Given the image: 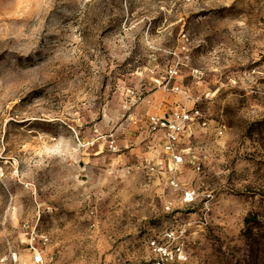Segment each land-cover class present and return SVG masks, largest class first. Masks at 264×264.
<instances>
[{
  "label": "rangeland",
  "instance_id": "rangeland-1",
  "mask_svg": "<svg viewBox=\"0 0 264 264\" xmlns=\"http://www.w3.org/2000/svg\"><path fill=\"white\" fill-rule=\"evenodd\" d=\"M177 106L207 122L179 187L148 123ZM37 251L264 264V0H0V264Z\"/></svg>",
  "mask_w": 264,
  "mask_h": 264
},
{
  "label": "built area",
  "instance_id": "built-area-1",
  "mask_svg": "<svg viewBox=\"0 0 264 264\" xmlns=\"http://www.w3.org/2000/svg\"><path fill=\"white\" fill-rule=\"evenodd\" d=\"M195 120H200L203 124L207 123L199 109L187 110L183 106H177L173 109L170 119L163 118L157 114L148 117L149 126L153 132L159 134L162 152L167 156V162L161 161L158 164L156 163V165H151L150 168L156 172L166 170L168 173V182L175 187L181 185L178 178V171L184 164L187 155L181 148V144L186 141L184 138L185 132L190 130ZM195 197V190L191 188L185 190L184 199L186 202L194 201ZM152 244L156 245L162 261L174 260L175 257L182 258L183 256L179 249L174 252L165 246L157 245L156 242H152ZM12 262L13 264H58L55 260L46 259L38 253L34 254L33 262L20 260L16 254H13ZM160 262L158 261L157 263Z\"/></svg>",
  "mask_w": 264,
  "mask_h": 264
},
{
  "label": "bare ground",
  "instance_id": "bare-ground-1",
  "mask_svg": "<svg viewBox=\"0 0 264 264\" xmlns=\"http://www.w3.org/2000/svg\"><path fill=\"white\" fill-rule=\"evenodd\" d=\"M37 253H38V254H41V253H40V252H38V251L36 252V254H37Z\"/></svg>",
  "mask_w": 264,
  "mask_h": 264
}]
</instances>
